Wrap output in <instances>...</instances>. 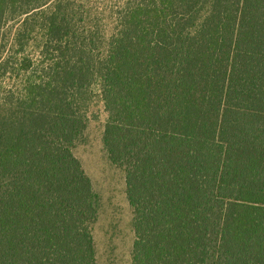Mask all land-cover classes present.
Wrapping results in <instances>:
<instances>
[{
	"label": "trees",
	"instance_id": "1",
	"mask_svg": "<svg viewBox=\"0 0 264 264\" xmlns=\"http://www.w3.org/2000/svg\"><path fill=\"white\" fill-rule=\"evenodd\" d=\"M96 94L132 264H264V0H0V264H98Z\"/></svg>",
	"mask_w": 264,
	"mask_h": 264
},
{
	"label": "rangeland",
	"instance_id": "2",
	"mask_svg": "<svg viewBox=\"0 0 264 264\" xmlns=\"http://www.w3.org/2000/svg\"><path fill=\"white\" fill-rule=\"evenodd\" d=\"M107 117L104 104L96 94L90 107L89 126L74 153L100 197L99 216L93 224L97 263L132 264L133 211L127 198L125 172L111 163L103 144Z\"/></svg>",
	"mask_w": 264,
	"mask_h": 264
}]
</instances>
